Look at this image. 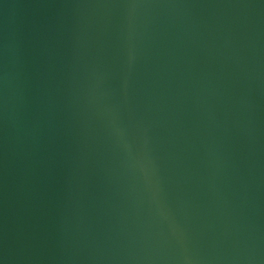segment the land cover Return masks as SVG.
I'll use <instances>...</instances> for the list:
<instances>
[{
  "label": "water",
  "instance_id": "water-1",
  "mask_svg": "<svg viewBox=\"0 0 264 264\" xmlns=\"http://www.w3.org/2000/svg\"><path fill=\"white\" fill-rule=\"evenodd\" d=\"M0 264H264V0H0Z\"/></svg>",
  "mask_w": 264,
  "mask_h": 264
}]
</instances>
